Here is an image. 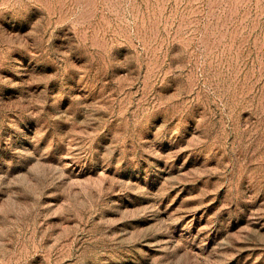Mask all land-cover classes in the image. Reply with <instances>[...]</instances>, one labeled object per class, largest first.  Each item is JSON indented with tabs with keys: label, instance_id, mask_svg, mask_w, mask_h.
<instances>
[{
	"label": "rangeland",
	"instance_id": "rangeland-1",
	"mask_svg": "<svg viewBox=\"0 0 264 264\" xmlns=\"http://www.w3.org/2000/svg\"><path fill=\"white\" fill-rule=\"evenodd\" d=\"M0 264H264V0H0Z\"/></svg>",
	"mask_w": 264,
	"mask_h": 264
}]
</instances>
